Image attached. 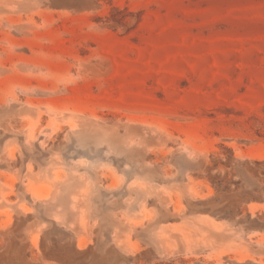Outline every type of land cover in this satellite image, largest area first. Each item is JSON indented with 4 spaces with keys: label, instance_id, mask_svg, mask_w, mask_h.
<instances>
[{
    "label": "rangeland",
    "instance_id": "374dc122",
    "mask_svg": "<svg viewBox=\"0 0 264 264\" xmlns=\"http://www.w3.org/2000/svg\"><path fill=\"white\" fill-rule=\"evenodd\" d=\"M256 159L264 0H0V264H264Z\"/></svg>",
    "mask_w": 264,
    "mask_h": 264
},
{
    "label": "trees",
    "instance_id": "16d2710c",
    "mask_svg": "<svg viewBox=\"0 0 264 264\" xmlns=\"http://www.w3.org/2000/svg\"><path fill=\"white\" fill-rule=\"evenodd\" d=\"M253 163L255 164V168H253L254 170V174L256 175V177L260 180L264 182V168H260L261 166L264 165V159L263 160H254ZM257 191H259V194L254 196V199L256 200H264V196L260 193L261 190H264V186L263 187H257L256 188ZM248 223L247 224H264V210L262 211H257L255 216H252L251 213L248 214Z\"/></svg>",
    "mask_w": 264,
    "mask_h": 264
}]
</instances>
